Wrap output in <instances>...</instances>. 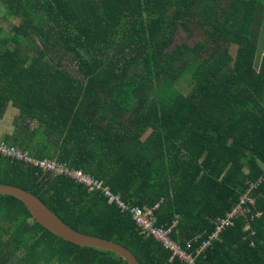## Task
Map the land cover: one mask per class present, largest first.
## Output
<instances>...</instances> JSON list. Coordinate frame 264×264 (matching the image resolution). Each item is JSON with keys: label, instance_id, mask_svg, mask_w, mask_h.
I'll use <instances>...</instances> for the list:
<instances>
[{"label": "trees", "instance_id": "1", "mask_svg": "<svg viewBox=\"0 0 264 264\" xmlns=\"http://www.w3.org/2000/svg\"><path fill=\"white\" fill-rule=\"evenodd\" d=\"M0 12V144L176 223L192 264H264V0H0ZM0 183L140 264H190L64 174L0 154ZM0 264L128 263L56 237L0 193Z\"/></svg>", "mask_w": 264, "mask_h": 264}, {"label": "built area", "instance_id": "2", "mask_svg": "<svg viewBox=\"0 0 264 264\" xmlns=\"http://www.w3.org/2000/svg\"><path fill=\"white\" fill-rule=\"evenodd\" d=\"M0 154L2 156L14 157L16 161L22 160L28 162L33 167H39L41 169L51 171L55 175L64 174L70 177L71 179L84 184L88 191L102 193L105 197H107L108 202L115 203L121 211L128 210L129 208V213L133 215L134 222L137 228L139 229L141 235H143L145 238H153L155 241L160 243L166 250H170L173 254L172 259H174L175 257H179L185 262H188L190 264L193 263V256L185 252V250L181 248L179 243L174 241V239L172 238V231L175 228L176 223H174L172 227L169 228V234L163 236L159 233V231L161 230L162 233H165V231L162 227L157 226V218L153 215V211L151 210V208H145V210H142V208H140L139 206L128 207L127 204H125L119 199L118 195L113 194L107 186L102 184L101 181H98L89 175L83 174L80 170L69 169L65 166H61L60 164L55 163V161H51L48 159L39 160L30 158L26 155V153H21L14 147H9L4 143L0 144ZM156 207L158 206L156 205ZM242 210L243 207H238L235 212L226 214L225 218L220 219V221L216 225V233L212 234L211 239H214L217 233H219L223 228L227 226H232L234 224L233 217L238 214H241ZM208 246L209 242L201 244L195 250L196 254H201Z\"/></svg>", "mask_w": 264, "mask_h": 264}, {"label": "water", "instance_id": "3", "mask_svg": "<svg viewBox=\"0 0 264 264\" xmlns=\"http://www.w3.org/2000/svg\"><path fill=\"white\" fill-rule=\"evenodd\" d=\"M0 193L18 198L25 205L31 217L56 237L75 245L113 252L128 264H140L136 256L122 245L70 228L52 212L51 208L39 196L26 189L9 183H0Z\"/></svg>", "mask_w": 264, "mask_h": 264}, {"label": "rangeland", "instance_id": "4", "mask_svg": "<svg viewBox=\"0 0 264 264\" xmlns=\"http://www.w3.org/2000/svg\"><path fill=\"white\" fill-rule=\"evenodd\" d=\"M11 25V23L8 20H4L2 19V13L0 12V26L2 28H9ZM187 79L188 76H186L185 78H183V80L180 82V84L178 85V88L181 89L183 92L186 91L187 89ZM12 111H14L13 109L9 108L7 110V116L10 117L12 115ZM9 119V118H8ZM12 119V117H11ZM8 120H6L4 123H0V132L3 133V131L6 129V131L8 130ZM5 132V131H4ZM0 141L1 137H0ZM162 227L163 230L165 231V233H162V231L160 230L159 233L162 234L163 236H166V234H169V228L163 227V226H159Z\"/></svg>", "mask_w": 264, "mask_h": 264}, {"label": "clouds", "instance_id": "5", "mask_svg": "<svg viewBox=\"0 0 264 264\" xmlns=\"http://www.w3.org/2000/svg\"><path fill=\"white\" fill-rule=\"evenodd\" d=\"M6 157H8V156H6ZM10 158H12V159H14V157H10ZM14 160H16V159H14ZM41 169V168H40ZM153 239V238H152ZM175 241V240H174ZM157 242V241H156ZM158 243V242H157ZM160 244V243H159ZM161 245V244H160ZM180 245V244H179ZM162 246V245H161ZM163 247V246H162ZM164 248V247H163ZM181 248H182V246H181ZM183 250H185L184 248H182ZM170 253H171V258H170V261H173L175 258H177V257H175L174 259H172V256H173V254H172V252L170 251V250H168ZM186 252V251H185Z\"/></svg>", "mask_w": 264, "mask_h": 264}]
</instances>
